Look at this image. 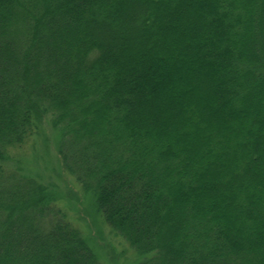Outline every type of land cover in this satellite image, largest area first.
Wrapping results in <instances>:
<instances>
[{
  "label": "trees",
  "instance_id": "obj_1",
  "mask_svg": "<svg viewBox=\"0 0 264 264\" xmlns=\"http://www.w3.org/2000/svg\"><path fill=\"white\" fill-rule=\"evenodd\" d=\"M45 123L138 264H264V0H0V264H103Z\"/></svg>",
  "mask_w": 264,
  "mask_h": 264
},
{
  "label": "rangeland",
  "instance_id": "obj_2",
  "mask_svg": "<svg viewBox=\"0 0 264 264\" xmlns=\"http://www.w3.org/2000/svg\"><path fill=\"white\" fill-rule=\"evenodd\" d=\"M54 136L55 131L45 123L41 134L36 135L26 148L24 147V151L30 155L27 163L30 171L43 174L55 185V194L67 205L69 216L75 218L76 223L78 222L76 227H80L82 234L87 237L103 264H138V258L131 256L124 242L114 236L111 229L102 223L100 216L95 214L89 194H81L76 184L77 188L72 186L74 184L67 173L61 171L55 151Z\"/></svg>",
  "mask_w": 264,
  "mask_h": 264
}]
</instances>
